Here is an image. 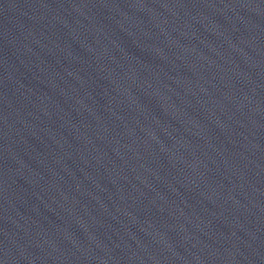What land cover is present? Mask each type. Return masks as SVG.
<instances>
[{"label": "water", "instance_id": "1", "mask_svg": "<svg viewBox=\"0 0 264 264\" xmlns=\"http://www.w3.org/2000/svg\"><path fill=\"white\" fill-rule=\"evenodd\" d=\"M0 264H264V0H0Z\"/></svg>", "mask_w": 264, "mask_h": 264}]
</instances>
